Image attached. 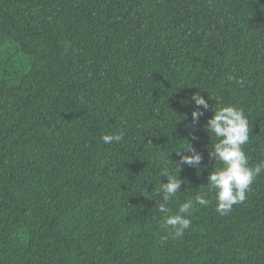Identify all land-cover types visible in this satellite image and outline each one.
<instances>
[{
	"label": "trees",
	"instance_id": "1",
	"mask_svg": "<svg viewBox=\"0 0 264 264\" xmlns=\"http://www.w3.org/2000/svg\"><path fill=\"white\" fill-rule=\"evenodd\" d=\"M224 105L264 160V0H0V264H264V174L227 215L195 203ZM188 144L172 239L157 193Z\"/></svg>",
	"mask_w": 264,
	"mask_h": 264
},
{
	"label": "clouds",
	"instance_id": "2",
	"mask_svg": "<svg viewBox=\"0 0 264 264\" xmlns=\"http://www.w3.org/2000/svg\"><path fill=\"white\" fill-rule=\"evenodd\" d=\"M229 80L234 77L229 76ZM243 87L241 81H237ZM183 104L194 103L195 109L191 116L194 122H199L205 110L209 109L208 101L196 92L191 94ZM194 126V125H193ZM207 133L218 139V142L211 144L209 157L222 164V167H215L209 172L207 177L208 189L198 193L195 203L207 206L210 200L207 198L210 192L215 193L216 211L221 215H227L236 204H241L246 200V194L255 179L264 174V160L255 165L249 163V159L243 146L249 141V121L242 108L236 105H224L214 108L213 116L208 119L205 125ZM124 133L105 134L102 139L105 143L119 142L123 139ZM190 155H180L179 162L173 164L163 173L167 178L166 183L160 184L157 195L161 196L162 203L159 211L165 213L162 227L167 231L172 239H180L185 231L191 228L192 221L189 218L193 201L187 200L179 204L178 209L173 213L168 207L173 198H178L181 192V185L187 182L179 176L184 165L199 166L203 156L190 144L184 148ZM215 164V165H216Z\"/></svg>",
	"mask_w": 264,
	"mask_h": 264
}]
</instances>
